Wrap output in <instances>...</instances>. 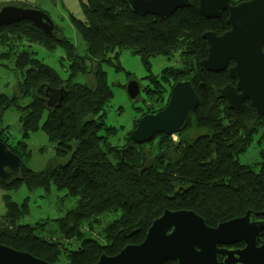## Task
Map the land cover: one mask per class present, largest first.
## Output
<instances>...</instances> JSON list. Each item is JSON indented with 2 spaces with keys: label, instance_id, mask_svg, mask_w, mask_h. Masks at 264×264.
Segmentation results:
<instances>
[{
  "label": "trees",
  "instance_id": "16d2710c",
  "mask_svg": "<svg viewBox=\"0 0 264 264\" xmlns=\"http://www.w3.org/2000/svg\"><path fill=\"white\" fill-rule=\"evenodd\" d=\"M245 1L250 0L231 3ZM190 2V8L162 20L138 16L122 0H87L83 3L84 20L72 17L86 54L79 56L72 44L64 45L75 59L67 80L19 48L20 40H12L13 35H20L50 48L51 37L27 21L0 27V47H6L0 57L13 64L18 90L11 99L0 97L1 110L18 109L24 138L43 121L41 129L54 144L56 162L52 170L33 172L23 161L27 146L0 139L23 161L20 177L10 183L0 181V187L5 188L0 244L52 264H96L103 254L114 256L128 244L141 243L153 221L167 209L195 211L210 227L248 211L260 214L264 210V151L260 160L240 162L255 134L264 127V116L257 120L249 102L241 113L229 110L216 94L235 80L227 72L201 70L200 62L208 55L202 35L206 31H228V15L208 20L199 12L198 0ZM4 35L8 38L3 39ZM128 47L141 56L147 68L154 56H177L180 62L163 70L160 80L153 82V90L144 89L143 105L134 108L133 130L142 116L165 107L176 82H192L200 101L177 142L173 135L161 134L138 145L130 137L131 129L123 138L111 141L117 129L107 124V108L114 93L103 65L118 60L119 52ZM87 61L92 63V84L74 82L79 70L87 72ZM54 93L64 98L48 107V95ZM22 99H26L23 105ZM190 134L195 135L193 139L187 138ZM21 181L31 189L53 183L76 199L75 206L55 219L25 222L26 204L14 201L10 192ZM99 216L109 218L99 231L101 240L94 229L96 223H104ZM259 243L264 244V231Z\"/></svg>",
  "mask_w": 264,
  "mask_h": 264
},
{
  "label": "water",
  "instance_id": "95a60500",
  "mask_svg": "<svg viewBox=\"0 0 264 264\" xmlns=\"http://www.w3.org/2000/svg\"><path fill=\"white\" fill-rule=\"evenodd\" d=\"M132 13L166 20L177 11L190 8V0H122ZM199 12L208 19L227 13L229 30L222 34L206 31L202 39L208 55L200 62L203 72H227L235 84L217 90L227 109L241 113L249 102L257 120L264 116V0H250L233 5L231 0H198ZM23 21L30 22L46 35H52L55 24L44 11L16 6L0 9V27ZM130 100L141 97L138 81L126 84ZM59 90V95L60 91ZM57 93V92H56ZM48 95L47 105L60 104L63 96ZM199 96L189 79L176 82L165 107L142 116L131 132L135 144L148 143L157 135L172 136L185 130L189 117L199 105ZM56 104V105H57ZM23 161L0 141V181L7 183L20 177ZM264 231V210L207 225L198 213L188 209L170 210L153 221L145 239L128 244L118 254H103L96 264H264V244L259 243ZM241 244L242 247H236ZM222 257V259H220ZM0 264H52L29 252L0 244Z\"/></svg>",
  "mask_w": 264,
  "mask_h": 264
},
{
  "label": "rangeland",
  "instance_id": "374dc122",
  "mask_svg": "<svg viewBox=\"0 0 264 264\" xmlns=\"http://www.w3.org/2000/svg\"><path fill=\"white\" fill-rule=\"evenodd\" d=\"M86 1L0 0V9L4 6L30 7L42 10L51 17L55 24L54 34L56 38L48 35V37L52 38L49 41L50 48H46L44 45H40L32 39L29 40L20 35H13L12 40H20L18 42L19 48L25 49L30 55L35 56L38 60L57 70L61 77L67 80L73 71L72 65L75 63V59L73 56L67 54L65 46L71 47L72 44L75 47L73 52L77 55L84 56L86 54V45L81 35L75 29L72 21V17L84 20L83 3ZM6 38L8 36L4 35L3 39ZM5 50V46L0 47V53ZM85 64L87 72L79 70L74 82L81 84L88 82L92 84V63L87 61ZM179 64L180 62L177 56L171 59L164 56H154L150 60V68H147L141 56L134 54L133 50L128 47L119 52L118 60H113V63H105L103 65V69L107 72L108 85L114 93V98L107 108V124L117 129L115 132L116 135L111 137L113 138L111 140L112 142H115L116 139L123 138L124 132L130 129L133 130L132 121L136 115L134 108L143 105L144 102L142 99L146 98L143 93L144 89L148 88L153 90V82L160 80L163 70L166 67L179 66ZM79 65L83 66L82 64ZM130 80L138 81L142 88L141 98L136 101L130 100L126 93V84ZM16 84L17 81L13 64L0 57V97L5 95L8 99H11L18 92L17 88H15ZM20 101H22L21 105H23L26 99ZM1 106L0 102V139L6 140L7 138L14 146L26 145L28 153L25 155L23 161L26 167L33 172L44 171L47 168L48 170H52L56 163L53 161L55 157L54 144L41 129L43 121L38 124L36 130H31L29 136L24 138L18 109L16 107H8L1 110ZM194 136V134H190L187 138L193 139ZM173 137L175 142L179 140L178 134L173 135ZM261 151H264V127H261L257 134H255L247 152L241 155L240 162L245 164L260 160ZM172 156L177 158L176 153ZM10 192L13 200L18 204H26L24 208L28 217L25 216L24 221H30L32 223L41 218L55 219L66 215L67 211L74 208L76 201L75 198L67 196V191H59L53 183H50L49 186L31 189L25 181H21L18 183V188ZM4 195L5 188L0 187V215L5 211L2 200ZM107 217L99 216V221L101 222L102 220L104 223H96L94 225L99 240L102 238V233H99V231L102 230L101 227H106L104 225L107 224V221L104 220L109 219ZM58 264H65V262L60 261Z\"/></svg>",
  "mask_w": 264,
  "mask_h": 264
},
{
  "label": "flooded vegetation",
  "instance_id": "af4514ba",
  "mask_svg": "<svg viewBox=\"0 0 264 264\" xmlns=\"http://www.w3.org/2000/svg\"><path fill=\"white\" fill-rule=\"evenodd\" d=\"M233 5H234V4H233ZM224 13H226V12H224ZM226 14H227V13H226ZM54 33H55V29H54V32H53V34H52V35H50V36H53V35H55Z\"/></svg>",
  "mask_w": 264,
  "mask_h": 264
}]
</instances>
